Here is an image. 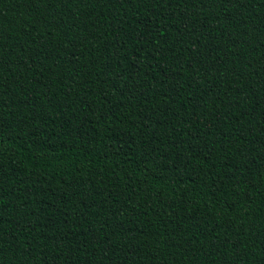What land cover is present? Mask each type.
<instances>
[{
    "label": "trees",
    "instance_id": "16d2710c",
    "mask_svg": "<svg viewBox=\"0 0 264 264\" xmlns=\"http://www.w3.org/2000/svg\"><path fill=\"white\" fill-rule=\"evenodd\" d=\"M0 264H264V0H0Z\"/></svg>",
    "mask_w": 264,
    "mask_h": 264
}]
</instances>
